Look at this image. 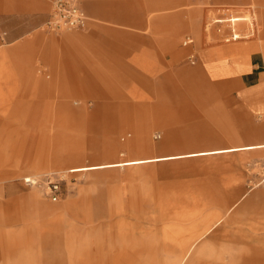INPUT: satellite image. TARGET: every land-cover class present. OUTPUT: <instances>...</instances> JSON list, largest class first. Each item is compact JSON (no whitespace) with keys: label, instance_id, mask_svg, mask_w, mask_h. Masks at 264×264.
Listing matches in <instances>:
<instances>
[{"label":"rangeland","instance_id":"1","mask_svg":"<svg viewBox=\"0 0 264 264\" xmlns=\"http://www.w3.org/2000/svg\"><path fill=\"white\" fill-rule=\"evenodd\" d=\"M79 1L92 19L88 27L52 32L46 23L54 0H0V125H5L0 127V264H52V236L79 239L72 247L85 250L84 264H196L187 261L191 238L220 215L224 235L241 229L242 235L252 236L253 256L264 261V148L159 160L264 146V87L246 98L237 86L212 81L202 58L212 48L257 42L256 14L264 12V0ZM108 2L124 11L134 3L143 26L88 8ZM42 3L46 9L41 14ZM196 8L204 11L196 18L204 19V29L192 26L191 10ZM111 10L116 12L113 6ZM173 11L178 13L177 27L155 19ZM233 17L243 20L236 27L232 22L212 24ZM107 26L147 39L137 48L140 58L132 59L141 63L135 68L141 80L127 86L112 80L114 91L101 89L110 103L127 102L146 111L134 123L94 122L92 115L104 100L96 90L89 87L72 95L71 81L60 80L44 91L38 86L53 82L57 73L36 58L35 67L43 73L31 74L21 58L22 47L36 34L60 39ZM233 29L249 38L231 42ZM175 35L174 44L169 43L167 38ZM126 61L130 59L96 46L83 48L81 60L87 72L95 65L101 75L131 77L120 68ZM192 71L195 84L189 79ZM171 85L178 95L171 93ZM71 111H82L81 117ZM140 125L149 127L146 138L154 144L147 151L128 145ZM137 159L150 162L107 167ZM97 166L102 168L78 169ZM209 236L195 239L198 255L205 254L203 264L248 250L243 245L234 249L220 237L210 242ZM62 264H68L66 259Z\"/></svg>","mask_w":264,"mask_h":264},{"label":"crops","instance_id":"2","mask_svg":"<svg viewBox=\"0 0 264 264\" xmlns=\"http://www.w3.org/2000/svg\"><path fill=\"white\" fill-rule=\"evenodd\" d=\"M110 1V0H109ZM241 1V0H238ZM115 8L116 12H112L111 10ZM88 8L92 11H97L105 13L106 15H110L118 19V21L129 23L131 26L142 27L143 22L140 20L143 16L142 13L138 12L135 8L133 3L129 4L128 11L127 10H119L118 4H112L108 2V4H104L98 6L96 4H89ZM22 9V8H21ZM46 4H40V12L41 14L45 11ZM166 9V8H165ZM197 11L191 10L193 15L194 21L192 23L193 28H200L204 29V19L198 21L196 18H201L204 14L202 8H196ZM87 13V12H86ZM88 15V14H87ZM258 16V26H259V39L257 42L255 41L249 47H245L242 44H233L222 46L219 48H212L208 50L206 53L203 54V63L205 72L209 75V78L212 81H224L225 85L232 87H238L239 90L242 91L244 97L253 98L254 91L260 92L263 90V84L261 83L264 79V19L261 16H264V12L260 16ZM89 16V15H88ZM178 13L176 11L166 13L164 15L155 17L156 20L163 21L165 23H172L174 22L175 26H178ZM90 22L92 21L91 17L89 16ZM152 19V18H151ZM149 19V20H151ZM243 19L242 17H233V18H218L214 19L213 25L216 24H224L226 22H232L233 26L236 27L237 22H241ZM254 21V19H253ZM90 24V23H89ZM253 26V22H252ZM208 27V26H207ZM209 26L208 28H210ZM253 30L249 31V34L253 33ZM248 33H239L237 30H232L230 34V41L237 42L242 39L249 38ZM176 39L175 36H170L167 38L169 43L174 44ZM228 41V40H226ZM147 42V39L143 36L135 35L134 33H129L121 30H115L110 28V26L99 28L89 35H79V34H68L64 35L60 39L55 38H48L42 34H36L34 37L28 41L21 50V58L23 63L28 66V72L31 74H42L43 69L41 67H35V59L36 61H47L51 65V71L57 73L58 76H54L53 82L50 84L45 83L38 86V88L43 89L44 91L47 90V86H52L57 83L63 81H71L72 83V95H82L87 91L90 87L91 89L96 90L98 96L104 99L100 104L97 105L95 112L92 115V120L95 122H107V123H134L138 119L139 116L144 114V109L142 107L135 106L133 104L127 102H112L106 101V97L102 92V87L106 89L114 91V86L112 84V80H121L126 83V86L129 84L128 82L135 83L134 81H140L139 76H136L135 70L136 67L140 66L137 64L138 61H132V59L140 58L142 54L138 51V46H143V43ZM127 43L129 46L125 48L123 45ZM229 43V42H226ZM101 45V46H99ZM123 45L124 47H122ZM98 49L99 47H106L111 50L112 53H117V55L121 57H125L130 59V61H126L125 64H121L124 72L131 75L127 77H108L106 75H101V70L97 68L95 65L90 67L88 72L85 67L82 66V52L83 48L85 47H95ZM130 49V51L128 50ZM135 48V51H134ZM122 49L126 50L122 51ZM61 55L59 61L58 56ZM29 57V58H26ZM57 58V59H56ZM137 65V66H136ZM59 66V68H57ZM131 69L133 73H131ZM86 71V73H85ZM87 74V76L83 74ZM192 84L194 83L195 77H197L196 72H189ZM34 74V75H35ZM133 74V75H132ZM196 89V86H193ZM198 88V87H197ZM102 89V90H101ZM169 90L174 95H178L179 89L175 85H171ZM100 92V93H99ZM113 93V92H112ZM114 95V94H112ZM72 114H78L81 117L82 111H71ZM142 120V119H141ZM139 121V120H138ZM5 126V125H0ZM137 136L136 139L131 141L128 145L129 147H134V145H141V147L145 146L146 151L150 149L151 146L154 144L146 138V131L149 128L148 126L140 125L138 126ZM147 128V129H146ZM261 148H264L262 145H248L243 147H234V148H227V149H217V150H210L205 152H197V153H189L183 156H174V157H167V158H159V160H174V159H182V158H192L198 156H210V155H219V154H228L235 151H257ZM4 158L0 157V168L3 166ZM148 159H137V160H128L125 162L119 163H112L107 165L110 168H118V167H127V166H137L140 164L148 163ZM153 162V161H151ZM43 165V163H41ZM102 168L101 166L97 167H90V168H78L83 170H92V169H99ZM28 179V177L26 178ZM237 196H233L230 200L235 202ZM31 200L36 202L38 205L40 203L37 199H35L32 195H30ZM232 209V208H231ZM230 209V210H231ZM229 210V209H228ZM224 215L217 216L214 220L205 222L203 228L194 235L191 240L194 241L192 244L191 252H189L187 261H193L199 264H203L205 254L198 255L197 243L199 241L200 236L206 237L209 236L210 242L213 241L215 238L220 237L226 240L227 242L234 244L233 248L236 249L238 246H242L243 248H248L245 255L240 254H231L225 253L219 259H215L212 261H208V264H264V261L257 259L256 256H253L254 252H257L255 247L249 245L250 237L252 236H244L240 232L242 231L237 230L231 234H225V227L222 226ZM3 221L0 220V229L2 226ZM221 226V227H220ZM219 227V228H218ZM1 232V230H0ZM224 235V236H223ZM71 236H66L64 238L60 236H52L50 240V249H51V257H52V264H62L64 260L68 262V264H84L83 257L85 256V250L81 248L72 247V242H76L79 239L70 238ZM196 239V241H195ZM206 246H204L205 248ZM203 248V249H204ZM191 258V259H190ZM78 259V260H77ZM226 260V262H225ZM79 261V262H77ZM75 262V263H74Z\"/></svg>","mask_w":264,"mask_h":264},{"label":"built area","instance_id":"3","mask_svg":"<svg viewBox=\"0 0 264 264\" xmlns=\"http://www.w3.org/2000/svg\"><path fill=\"white\" fill-rule=\"evenodd\" d=\"M89 23V16L79 0H54L46 26L52 32H62L84 30ZM28 183L33 184L30 180ZM54 188L57 190L58 186H54Z\"/></svg>","mask_w":264,"mask_h":264},{"label":"bare ground","instance_id":"4","mask_svg":"<svg viewBox=\"0 0 264 264\" xmlns=\"http://www.w3.org/2000/svg\"><path fill=\"white\" fill-rule=\"evenodd\" d=\"M29 180L32 181V178H28V179H26L27 182H28ZM190 259H191V258H190Z\"/></svg>","mask_w":264,"mask_h":264}]
</instances>
